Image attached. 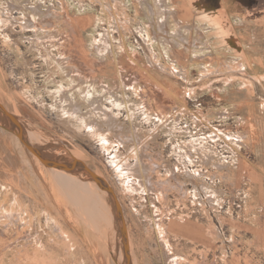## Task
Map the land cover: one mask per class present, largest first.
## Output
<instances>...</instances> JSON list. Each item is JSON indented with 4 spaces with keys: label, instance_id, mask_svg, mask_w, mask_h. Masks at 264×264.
I'll return each mask as SVG.
<instances>
[{
    "label": "rangeland",
    "instance_id": "rangeland-1",
    "mask_svg": "<svg viewBox=\"0 0 264 264\" xmlns=\"http://www.w3.org/2000/svg\"><path fill=\"white\" fill-rule=\"evenodd\" d=\"M142 1L0 0V103L25 130L39 135L40 147L67 148L109 182L125 212L135 264H175L173 256L179 264H264V0H178V6L168 0L174 8L183 6V24H203L187 12L189 6L221 21L228 33L224 41L209 30L204 46L228 62L237 57L247 62L246 73L235 72L239 78L233 81L227 73L208 76L198 63L188 79L162 70L157 40L147 42L145 28L150 19L146 11L159 2L144 7ZM52 7L66 21L41 31L39 38L48 45L37 43L32 28H23L25 21L35 8L47 13ZM5 14L11 18L3 20ZM49 31H54L53 40L46 39ZM104 39L118 57L100 64L93 53ZM74 67L84 81L76 79ZM127 84L144 92L149 116ZM84 89H90L88 97ZM69 97L85 100L87 115L94 111L89 101L94 98L101 101L94 105L115 112L111 118L97 115L110 142L66 118ZM116 97L123 100L121 107L112 106ZM14 135L0 123V264H117L99 236L112 235V226L103 234L93 226L92 212L86 213L85 192L91 189L74 172L68 184L65 176L59 182L57 175L66 172L48 167L21 143L24 155L11 139ZM53 150L50 154L56 155ZM137 155L142 167L136 165ZM121 163L134 168L128 171ZM103 190L123 249L111 194ZM15 192L25 210L18 206L14 219L6 208L13 206ZM44 207L58 216L71 241L58 234L53 221L48 224ZM102 209L108 215L103 202Z\"/></svg>",
    "mask_w": 264,
    "mask_h": 264
},
{
    "label": "bare ground",
    "instance_id": "bare-ground-1",
    "mask_svg": "<svg viewBox=\"0 0 264 264\" xmlns=\"http://www.w3.org/2000/svg\"><path fill=\"white\" fill-rule=\"evenodd\" d=\"M151 0H149L147 2V0H143L142 1V4L144 5L145 7V4L148 3V6L150 5V2ZM174 4H177V1L178 0H172ZM159 4H155V7H153V9L151 10H147L146 11V15L150 18L146 23H145V28L148 32V37L146 38V41L148 42V40L151 41V44H153L154 40L156 39V44L158 45V49H159V52H160V57L163 59L164 61V64L163 63H158L160 68L164 71H167L169 72L170 74H173L174 76H181L182 78H187L188 79V76L189 75V72L191 71L192 69V66H194L196 63L199 64V68L206 72V74L208 76L210 75H218V74H228L229 77L228 79L230 81H233L236 77H238V73L235 74V72H239V74L241 75H244V72L246 73L245 71V66L247 65V62H244L242 60H239L238 57L237 58H232V62H228L229 59H227V57L225 59H220L219 58V55L217 54L216 51H214L212 49V47H207V46H204L206 45V42L205 40H203V38L206 36V33L205 31H209V30H213L212 34H215L216 36H221L220 38V41L225 39V36L228 34L227 33V30L225 31L224 28L222 27V23L221 21H215V19H213V15H211V12H208L209 15H205V13L203 14L202 11H200L198 8V10L196 8L192 9L193 7L192 6H189V10L187 12L191 13L192 15H196L195 17L197 18L196 21L197 22H200L199 20L201 19V21L203 22V24L201 26H194L192 24H183L184 22H182L180 19L183 17L184 15V11H183V6L180 5L178 8H174V4L173 6L170 5V3H168V0H158ZM186 2V1H184ZM188 3V2H186ZM185 3V5H186ZM192 3V2H191ZM192 5V4H191ZM172 6V7H171ZM156 7L159 8V10H156ZM196 7V6H195ZM51 10L47 13L41 11V9L38 11L36 8L34 9L33 13L32 14H29V18L25 21V25L23 26V28H25V30H27V28H32L33 30V33L35 34V37H33V41H39V42H43V44L45 45H48V43L50 42H47V41H42L40 40L39 37V34L42 33L41 31H47V30H51L53 25H54V22L59 24L60 22L62 21H66V19L64 18H60V14L57 12L55 13V7H52L50 8ZM38 14H40L41 16L39 18H36L35 16ZM112 14V13H110ZM7 14H5L2 19L6 21L9 20L11 18V16H7ZM157 16V17H156ZM187 21V20H185ZM194 23V22H193ZM195 24V23H194ZM201 24V23H200ZM174 29L175 28V31L172 33L171 32V29ZM202 28V31H200ZM200 29V30H199ZM158 30L160 32H163V33H168L169 34V38H165L163 39V35L161 33L158 32ZM196 32V33H195ZM216 32V33H215ZM54 31H49V32H46V39H51L53 40L54 38ZM68 41H70L71 37L70 38H67ZM73 39V37H72ZM227 39V38H226ZM215 40V39H214ZM233 41V40H232ZM34 45H35V42H33ZM38 43V42H37ZM61 43H64L66 45V41L64 40L63 42ZM235 43V42H234ZM238 43V41H237ZM223 45V44H222ZM37 46V45H36ZM229 47V46H228ZM229 50V49H228ZM115 52L118 53L117 49L114 48V46L110 43V41L108 39H104V41L102 42L101 46H99L97 48L96 51H94L93 55L95 56V60L99 61V63L101 64H104L106 62V60H108L107 58L109 57H118L115 55ZM237 54V53H236ZM232 56V55H231ZM224 57V56H223ZM233 57V56H232ZM251 57V56H250ZM156 58L159 59L156 55ZM243 58V57H242ZM241 58V59H242ZM252 58V57H251ZM255 58V57H253ZM83 60H85V58H82ZM156 59V61H158ZM151 62L153 63L152 61V58H150ZM187 60H189V63H187ZM244 60V59H243ZM96 61V62H97ZM102 61V62H101ZM110 61V60H109ZM216 61H218L216 63ZM253 61V60H252ZM61 63V62H60ZM108 63V62H107ZM62 64V63H61ZM106 65V64H105ZM166 65L168 66L169 69H167ZM201 65V66H200ZM254 65V64H253ZM103 68V66H101ZM105 67V66H104ZM107 67V66H106ZM83 70V69H82ZM73 71L77 72V74L80 76H76V79L79 80V81H84L85 77H83V72L81 73L80 69L74 67L73 68ZM231 75H230V74ZM247 75V74H246ZM245 75V76H246ZM261 76V75H260ZM263 76V75H262ZM239 78V77H238ZM241 78H243L241 76ZM247 78V77H245ZM229 81V83H230ZM235 82V81H234ZM231 84V83H230ZM129 85H132V84H127V87ZM138 87L135 86V85H132L131 87H129V89H131V91H129V94H132L134 95L135 93L138 95L137 96V99H140L141 100V103H142V112L145 114V116H149L151 111L149 109V106L147 105V101L146 99L143 98V95H144V92L143 91H140V90H137ZM250 89V87H249ZM84 94L85 96H87V93L90 92V89H84ZM67 94V93H66ZM63 96V95H62ZM68 96V95H66ZM64 97V96H63ZM80 97V96H79ZM88 97V96H87ZM63 99V98H62ZM70 99V104L69 106H67V109H66V112H65V115H66V118L71 121L72 123H75L79 126H84L86 127L87 131L90 133V134H93L94 136H97L99 137L100 139H103L104 141L106 142H110V136L106 133V132H103L104 131V128L102 127H105V126H102L104 123L102 124H99V122L97 121V115H102L103 117L106 116V117H116L117 115L115 114V112L111 109V108H105L104 106L102 105H99V106H96L94 105L96 102H101L100 100H98L97 98H94V99H90V103L93 104V107H94V111L93 108L92 110L90 111V113H92L91 115H87V113L83 112V109H82V106L85 105L83 104L85 100H82V99H77V100H74L73 102L71 101V97H69ZM125 100V99H124ZM103 102V101H102ZM123 105V100L121 99H118L117 97L115 98V100L113 101L112 103V106H117V107H121ZM63 107H66V105H63ZM108 118V119H110ZM119 118V117H118ZM100 119L102 120L103 118L100 117ZM99 119V121H100ZM107 119V120H108ZM0 120H3V122L6 121V117L5 115L3 114H0ZM5 120V121H4ZM106 120V121H107ZM133 120V119H132ZM116 121V120H115ZM118 121V119H117ZM134 121V120H133ZM0 121V123L2 124V126H8L7 122L6 124L3 123ZM101 122V121H100ZM103 122V120H102ZM111 122V121H110ZM110 122L107 121L106 124H109ZM121 121H119L120 123ZM113 124V123H112ZM133 124V123H131ZM135 125V124H134ZM113 126V125H112ZM136 126V125H135ZM109 127V126H108ZM115 127V126H114ZM117 127V126H116ZM132 127V126H130ZM111 128V127H110ZM134 128V127H132ZM131 128V129H132ZM136 128V127H135ZM138 129V127H137ZM107 130V129H106ZM25 135H26V138L28 139V141L32 144V145H38L39 146V143L41 141V138L39 137L38 134H36V132L34 130H25ZM113 131V130H112ZM140 131V130H139ZM142 131V130H141ZM108 132V130H107ZM139 133V132H137ZM10 135V134H8ZM15 137L11 138L13 139V141L16 143V145H18L21 149V152L24 153L25 155V150L24 148L22 147L23 145L26 147V145L16 136L14 135ZM112 137V136H111ZM124 138V137H122ZM121 139V138H120ZM125 139V138H124ZM102 140V141H103ZM12 141V142H13ZM103 141V142H104ZM124 141V140H123ZM122 141V142H123ZM102 142V143H103ZM21 143H23V145L21 146ZM106 144V143H105ZM17 146V147H18ZM104 146V145H103ZM43 148V147H41ZM62 148V149H61ZM61 148L59 149L58 147H55V146H46L44 147V150L48 151L50 154L51 151H55L53 149H56V151L58 150V153L56 154H59V153H62L63 152H67L69 153V151L67 150V148H63V146H61ZM19 149V148H18ZM17 149V150H18ZM138 151V150H137ZM19 152V151H18ZM118 153H116L117 155ZM120 154V153H119ZM138 154V153H137ZM21 156H24L22 154H20ZM19 155V156H20ZM52 156H54L53 154H51ZM70 157H71V154L69 153ZM141 155V154H140ZM140 155H137L138 156V159L136 160V165H139L140 167H142V162L140 160L141 157H139ZM20 156V157H21ZM73 156V155H72ZM121 156V155H120ZM142 156V155H141ZM23 158V157H21ZM120 158V157H119ZM24 160V159H23ZM28 160V159H27ZM120 160V159H119ZM122 160V159H121ZM121 160L119 161V163L121 162ZM26 161V160H24ZM118 161V160H117ZM129 160H127L128 162ZM25 163V162H24ZM116 163V162H115ZM123 163V162H122ZM121 163V167L123 168V166L125 165L129 171V169H133V167H130L131 164L127 163V164H122ZM26 164V163H25ZM119 165V164H118ZM133 165V164H132ZM116 166V164H115ZM117 167V166H116ZM120 168V166H118ZM130 167V168H129ZM56 169H60L58 167H55ZM137 168V167H136ZM52 169V168H51ZM61 172H66L63 174V176H60V175H57L59 177V182H61L62 178L64 177L66 179V182L68 184L69 182V179L71 180V176H73V172L74 173H77L78 175V178L79 180L83 183V186H88L90 189H91V193H87L85 192L86 196L88 198V200H86L84 198V202H85V205L88 209V211L86 212L87 214H90L91 215V212H92V220H93V226H96L98 228V230L104 234L105 230L106 229H109L110 226H112V235L110 236H107V237H104L102 235H99L102 239H103V242L106 244L107 248H109V251H111L112 253V256L115 258L116 260V263L117 264H122L124 261H122L116 254L114 251H117L118 254L125 258V252H124V249H122L120 246V244L118 245V243L116 242V238H115V231L116 230V227H114L116 225V221L114 219V215H113V206L112 204L110 203L109 201V198L106 196L104 190L102 187H100V185L91 177L88 176V174L80 171V170H72V171H69V170H65V169H60ZM65 170V171H63ZM136 170V169H134ZM123 171H127V170H123ZM132 171V170H131ZM138 171H140V169H138ZM24 172V171H23ZM22 172V173H23ZM120 172V171H119ZM141 172V171H140ZM21 173V175L24 174H27L26 172H24L23 174ZM30 173V172H29ZM126 174V172H124ZM123 173V174H124ZM132 173V172H131ZM7 174V173H6ZM35 174V173H34ZM124 174V175H125ZM135 174V173H132V175ZM137 174V173H136ZM29 175V174H28ZM27 177L31 178L32 179V176L30 177V175ZM32 175V174H31ZM123 175V176H124ZM20 176V175H19ZM122 176V177H123ZM126 176V175H125ZM128 176V174H127ZM130 176V175H129ZM71 177V178H70ZM19 178V177H18ZM24 178V177H23ZM28 178V179H29ZM63 178V179H64ZM77 178V179H78ZM26 179V178H25ZM139 179V178H138ZM141 179V177H140ZM27 180V179H26ZM144 180V179H143ZM146 180V179H145ZM29 181V180H28ZM27 181V182H28ZM33 181V180H32ZM74 181H76V178H74ZM128 181V180H127ZM130 181H132L130 179ZM140 181V180H139ZM133 182V181H132ZM140 182H143V181H140ZM140 182H138L137 184H139ZM26 183V182H25ZM24 183V185H26ZM31 183V181H30ZM35 183V182H34ZM135 183V181H134ZM149 183V182H148ZM147 183V184H148ZM20 184V183H19ZM33 184V183H32ZM146 184V183H145ZM18 185V183H17ZM23 185V184H22ZM21 185V186H22ZM130 185V184H129ZM150 185V184H149ZM29 186V185H28ZM32 186V185H30ZM40 186V185H39ZM42 186V185H41ZM133 186H135L133 184ZM144 186V185H142ZM2 187L5 188L6 185H3L2 184ZM132 187V186H130ZM37 188V187H36ZM41 188V187H39ZM133 188V187H132ZM6 189V188H5ZM5 189H3L4 192L8 193L7 191H5ZM26 189V188H24ZM32 190V189H31ZM39 190V189H38ZM42 190V189H41ZM40 190V191H41ZM34 191V190H32ZM36 191H34L35 193ZM46 192V191H45ZM96 192V193H95ZM95 193V203L92 201V198H93V194ZM31 194V193H30ZM10 196V195H9ZM33 197V196H32ZM31 199V198H30ZM38 200V199H37ZM40 201V200H39ZM38 202V201H37ZM41 202V201H40ZM102 202L104 204V208L106 210V212L108 213L105 214L103 209H102ZM22 201L20 199V196L17 195V193L15 192L14 193V199H13V206L11 207H7L6 208V211L7 213L9 214H12L13 215V218H14V214L16 215V212H18L17 214H19V210L20 208H18V206H21L22 208ZM40 204V203H39ZM89 204H91L89 206ZM25 205V204H24ZM31 205H32V202H31ZM34 206V205H33ZM37 207V206H36ZM1 209V208H0ZM23 209V208H22ZM43 212L48 220V224L51 225V221H53V224H54V228L56 227L57 230H59L61 236L63 237H66V239L68 241H71V237H70V234H68L67 232H65V229H63V226L59 224L58 222V218L56 219V216L54 217L53 214L51 213V210H49L48 208H43ZM25 209H23L24 211ZM37 210V209H36ZM42 210V209H41ZM1 211V210H0ZM22 213V212H21ZM25 213V212H24ZM55 213V212H53ZM5 214V213H4ZM56 214V213H55ZM7 215V214H6ZM5 215V217H6ZM21 215V214H20ZM9 216V215H8ZM7 216V217H8ZM22 216V215H21ZM3 217V216H2ZM11 217V215H10ZM23 217V216H22ZM21 217V218H22ZM58 217V216H57ZM1 218V217H0ZM9 218V217H8ZM91 218V216H90ZM11 219V218H10ZM15 219V218H14ZM3 220V219H2ZM12 220V219H11ZM23 220V219H21ZM113 224H112V222ZM17 221V220H16ZM29 221V220H28ZM11 223V222H10ZM31 223L30 221L29 222H25L24 224L26 226H28V224ZM163 223V222H162ZM15 225V224H14ZM31 225V224H30ZM163 224H160V226H162ZM156 226V225H155ZM20 227V226H19ZM94 227V228H96ZM11 228V227H10ZM21 228V227H20ZM23 228V227H22ZM65 228V227H64ZM13 229V228H12ZM56 230V229H55ZM56 230V231H57ZM96 230V231H98ZM166 230V229H165ZM29 233V232H28ZM33 233V232H32ZM59 235V236H60ZM119 235V234H118ZM30 236V235H28ZM60 236V237H61ZM120 237V235H119ZM118 237V238H119ZM36 238V237H35ZM34 238V239H35ZM73 238V237H72ZM167 239V238H166ZM30 240V239H29ZM40 240V237L39 239ZM59 240V239H58ZM66 240V241H67ZM128 240H129V251H130V258H131V263L135 264V260L134 258L132 257V255L134 254L133 251H135L133 249V246H134V243H133V238H132V235L130 233V230L128 228ZM32 241V240H31ZM41 241V240H40ZM38 241V242H40ZM56 241V240H55ZM62 241V239H61ZM118 241V240H117ZM123 240L121 239L120 242H122ZM43 242V241H41ZM60 242V241H59ZM63 243V242H62ZM34 244V243H33ZM41 244V243H40ZM123 244V242L121 243ZM34 245H37L34 244ZM43 245V243H42ZM45 245V244H44ZM65 245V244H64ZM49 246V245H48ZM34 247V246H33ZM39 247V246H38ZM46 247V246H45ZM44 247V249H45ZM35 249V247H34ZM37 249V248H36ZM40 249V247L38 248V250ZM43 249V248H42ZM172 249V247H171ZM42 253H44L42 251ZM38 254V252H37ZM41 254V252H40ZM135 255V254H134ZM37 256V255H36ZM173 260H174V263L175 264H179V262L176 260V257L173 256ZM138 262V261H136Z\"/></svg>",
    "mask_w": 264,
    "mask_h": 264
},
{
    "label": "water",
    "instance_id": "water-1",
    "mask_svg": "<svg viewBox=\"0 0 264 264\" xmlns=\"http://www.w3.org/2000/svg\"><path fill=\"white\" fill-rule=\"evenodd\" d=\"M0 110L4 113L6 122L8 124V126L6 125L3 127L18 136L20 140L26 145V147L36 156H38L45 165L48 167H58L60 169L69 171L75 169L80 170L88 174V176L93 178L100 185V187L107 190L111 194L114 204L115 217L121 233L123 249L125 252V261L122 264H130L131 258L129 255L128 224L126 221L125 212L116 192L109 182L103 177L97 175L84 161L77 159L72 155L70 157L69 153L67 152H63L61 155L56 154L52 156L51 154H48L44 148L32 145L26 138L24 126L21 124L20 119L10 113L1 103Z\"/></svg>",
    "mask_w": 264,
    "mask_h": 264
}]
</instances>
